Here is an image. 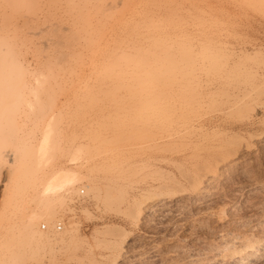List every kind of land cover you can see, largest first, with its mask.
<instances>
[{"label": "rangeland", "instance_id": "obj_1", "mask_svg": "<svg viewBox=\"0 0 264 264\" xmlns=\"http://www.w3.org/2000/svg\"><path fill=\"white\" fill-rule=\"evenodd\" d=\"M180 5L178 25L144 42L141 73L133 71L132 35L129 75L102 78L91 65L66 71L71 76L53 78L60 84L50 91L51 109L22 108L14 124H0L3 154L30 141L17 149L22 164L9 166V155L1 163L0 210L24 205L5 218L6 229L19 227L23 212L50 209L49 220L36 222L48 238L0 230V264H225L220 242L254 236L264 244V0ZM47 127L55 145L37 168L34 147ZM65 169L81 172L83 184L45 198L42 184ZM23 180L21 201L13 188ZM106 228L111 232H98ZM263 251L248 264H264Z\"/></svg>", "mask_w": 264, "mask_h": 264}, {"label": "bare ground", "instance_id": "obj_2", "mask_svg": "<svg viewBox=\"0 0 264 264\" xmlns=\"http://www.w3.org/2000/svg\"><path fill=\"white\" fill-rule=\"evenodd\" d=\"M184 3H180L177 0H0V124H3V122L14 124L16 121L15 116L17 113H19L18 111L21 110L22 108L23 109L34 108V110L38 109L41 110L43 113H45L44 111L47 112L55 102L52 98H49L50 96H54L56 92V90L53 87L58 84V87L56 88H59V84H60L58 82L56 83L53 80V78L54 79L59 78L61 74L63 77V73L66 71L71 73L73 72L77 73V71L79 72L83 71L87 65H91L93 68L92 70L97 71L96 74H98L99 71V74L103 73L105 76L106 74H110L116 77L117 74H119L118 76H120V74L126 75L130 73L132 68L129 67L128 64L133 59L135 61L134 70H133L135 74L136 72L139 73L140 71H143L144 69L140 70L139 66H141V69L145 67V65L142 64L146 62L147 59L146 50H148L145 47L144 42L146 40L148 41V39L150 38L151 40L152 39L155 40L153 37L155 38L158 37L159 35L157 33L158 30L164 29L165 27L170 28V27H175V25H178V21L176 18L179 17L182 12V11L180 12L182 8L180 4L184 5ZM184 7L185 6H183V10L185 9ZM140 29L143 32L136 33L135 36L134 33L130 34L131 30L139 31ZM154 31H156V33ZM132 35L134 39L131 38ZM131 39H133L132 41L134 42L133 59L130 56L131 54L130 47L132 45V44L130 45ZM153 43L155 45V41ZM153 47L157 48L155 46ZM156 55L158 57L160 56L158 54ZM116 60L118 61V65H115ZM30 61H33V63L35 64L34 67L32 66L33 68H30L29 66L28 62ZM95 61L96 62L100 61V65H98L99 66L98 69ZM62 62L64 65L62 64ZM73 62L76 63L77 70H75L76 65L74 66V64H72ZM65 63H67L68 65H66ZM89 68L91 70V67ZM159 74L160 75L158 77L161 78V76L164 75L165 72L164 74L162 73V75L161 73ZM67 75L71 76L70 73H68ZM104 75L100 74V76H103L102 78H104ZM131 75L132 74H130V76ZM164 77L165 79L166 77L168 78V76L165 75ZM164 77L161 79L164 80ZM30 80L33 83H31ZM52 80L55 82V84L53 83L54 85L52 84L53 82ZM51 84L53 86H51ZM99 86H101V84ZM52 90H54L53 91L54 94L50 92ZM173 91L174 90L170 92ZM50 93L52 95L49 96ZM95 93L97 94V91ZM27 94L29 96L31 94L33 98L29 99L27 97L28 96ZM23 111L20 114H22ZM4 112H6V114ZM27 112L30 111L27 110L26 113ZM48 119L49 120L46 123L49 122L50 125V122L53 118L52 119L48 118ZM123 119H125V117ZM61 121L62 120H60V122ZM55 123H57V121ZM48 128L50 127H47V129ZM47 129L44 130L45 132H43L44 134H42L39 143L34 147L35 151L34 150L33 151L35 153L32 151L33 146L29 147L30 149H27V151L29 150L28 151L29 153L32 154L33 152V154H35L36 157L33 154L32 156H34V159L36 160L34 161V159H32L33 161L32 160L31 161L32 163L34 162L33 165L35 164L36 167L39 166V168L40 165L44 167L43 165L46 164L45 162H48L47 161V159H49L48 154L50 153L51 148L55 145L54 144L52 146V144L55 142L54 140H52L53 139L52 137L53 135H51L53 134L51 133L52 130L51 128L48 130ZM15 135L12 134L11 136L13 140L15 138L14 137ZM22 141H20L19 143L22 142L23 143L21 144L22 146L28 147L30 141L29 143H27V145L24 144L26 139L25 140L23 139ZM21 147L17 149H21ZM16 150L12 152L13 154L11 153L3 154L2 151L0 150V180L2 175L1 163L6 155L10 156L8 159L10 163L9 166L13 165L14 167V165H17V163L19 162L20 152L19 150H17L16 152ZM22 150H24V148H22ZM55 150H57V148ZM77 150L73 152V155L71 156L72 158L73 157L77 158V154L79 153ZM28 152L25 153L27 154V156L24 154L26 157H29ZM75 152H77L76 155ZM50 157L52 156L50 155ZM20 163L21 160L18 164ZM18 166L19 165H17V167ZM30 169L31 166L29 170ZM53 175L49 177V179L47 178L48 180L42 184L41 191L45 195V198H47L48 194L51 193H52L51 196L54 197L53 194L55 193H58L56 194V196H58L64 190L69 191L73 189L75 186H78V184H83L84 179L86 178L83 174H81V172H76V170L66 171V169L62 171L60 170L59 172L57 171V174H53ZM16 180L18 181V179ZM23 181L24 182L19 181L20 183L17 182L18 184L15 182L17 186L13 188L15 189L14 194L17 196L18 194L20 195L18 196L19 198L15 195L12 196L13 198L17 197L19 200L20 198H22L21 201L23 200L24 197L23 185L27 182L26 180ZM86 186H88V190L91 196L99 197L98 193L100 190L96 185H95L96 187H94L91 183V185L86 184ZM43 194L42 196L44 198ZM11 195H13V193ZM60 199H61V195H60ZM18 203H20V201ZM14 205H12L11 207H13ZM19 205L21 207V205L23 204L21 203L17 204L16 206L13 207L14 210H12V208L10 209L9 205H5L2 207V209L0 210V221H1L0 230H4L7 233L10 232L11 235L17 233V234H21V236L26 235L25 237L27 236L33 238L36 237L35 239L40 237L42 239V236L45 237L46 236L45 234L47 233L45 231H42L40 227L37 226L38 224L36 225V222L37 220H40L41 217L47 218L49 220L48 215H50V213H48L49 212L48 210L50 209L48 210L46 209L45 211H40V212L32 211L28 213H24L22 211L23 213L21 212L22 213L21 215L25 214L27 219H24L22 221L20 220L21 223L19 224V227L15 225L17 228L15 226H12L13 228L10 226L11 229L10 227L6 229L7 224L4 225L5 218L18 213L16 211L21 209ZM140 209L141 208L138 207V211H137L138 215L140 213ZM98 232L106 234V233H110L111 231L109 230V228H106L99 230ZM60 233L62 234V232ZM64 233L65 235H68L70 237L74 236V231H70L68 229L63 231V234ZM11 235L10 237H12ZM24 236H22V239L23 238L25 239ZM29 237L27 238L29 239ZM46 237L48 238V236ZM23 244H25V242ZM263 245L264 244L261 242V240L258 237L248 236L247 238L243 239L240 242V244H237L234 241L230 243L220 242V245H218V247L223 248L227 252L225 256H227L228 258H226V262H224L225 264H229L228 262L231 263L233 260H237V264H248L252 260H256L260 257L261 254L260 252ZM119 253L116 254V257L119 255L120 256L123 255L122 253L120 254ZM199 262L200 264L204 263L203 260Z\"/></svg>", "mask_w": 264, "mask_h": 264}, {"label": "built area", "instance_id": "obj_3", "mask_svg": "<svg viewBox=\"0 0 264 264\" xmlns=\"http://www.w3.org/2000/svg\"><path fill=\"white\" fill-rule=\"evenodd\" d=\"M44 227H45V225L43 226V228ZM57 228L60 229L61 228V224H58Z\"/></svg>", "mask_w": 264, "mask_h": 264}]
</instances>
